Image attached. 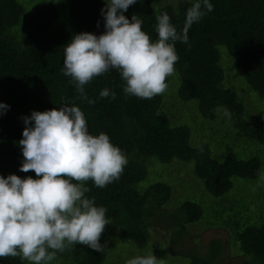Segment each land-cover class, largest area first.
Returning <instances> with one entry per match:
<instances>
[{
	"label": "trees",
	"instance_id": "1",
	"mask_svg": "<svg viewBox=\"0 0 264 264\" xmlns=\"http://www.w3.org/2000/svg\"><path fill=\"white\" fill-rule=\"evenodd\" d=\"M163 2L167 1L137 0L123 14L129 20L133 14L137 15L143 22L142 30L155 41L156 17L166 12L179 32L192 0ZM209 2L213 10L190 27L188 43L175 42L179 56L175 65L180 79L178 87L176 81L175 87L165 92L166 97L157 95L152 99H140L126 96L123 92L125 82L119 72L109 69L84 86L85 95L95 101L90 104L80 96L71 78L62 72L64 47L71 36L64 24H56V5L53 2L39 5L29 18L21 21L23 5L17 0H0V102L8 106L0 110V176L15 174L21 178H35L34 171L20 170L24 158L18 142L25 127L24 118L30 117L32 111H46L67 104L82 110L90 134H107L128 161L117 181L104 188L95 187L91 181L85 185L90 189L85 193L86 197L94 198L96 206L105 207L106 218L111 222L100 240L108 227L115 225L124 240L145 246L151 219L171 197L170 186L163 182L153 183L144 190L135 188L146 175L140 158L155 157L162 163L174 158L192 160L195 175L213 197L222 196L233 186L232 177L255 179L261 166L258 157L244 160L230 151L218 160L210 155L206 144L191 146L190 128L171 126L165 115L168 104L196 99L202 118L213 117L217 108H224L241 129L246 128L243 101L222 85V68L224 66L227 72L228 68L223 63V56L222 67L219 64V45L236 57L238 74L264 101V0ZM105 8V0H68L69 15L76 24L77 33H103L105 21L101 9ZM105 88L115 92L116 98L112 99L111 95L101 97L100 92ZM222 200L214 201L221 204ZM202 212L195 202L180 204L179 217L174 218L179 219L180 235L186 224L201 218ZM222 224L225 228L233 227L234 240L243 255L233 264H264V220L243 228L232 220L230 223L222 221ZM210 247V253L190 255L187 264H218L219 241L211 242ZM56 259L70 264H100L101 252L77 244L71 250L58 253ZM0 264L30 262L7 257L0 258Z\"/></svg>",
	"mask_w": 264,
	"mask_h": 264
},
{
	"label": "clouds",
	"instance_id": "2",
	"mask_svg": "<svg viewBox=\"0 0 264 264\" xmlns=\"http://www.w3.org/2000/svg\"><path fill=\"white\" fill-rule=\"evenodd\" d=\"M136 2L105 0V31L74 34L64 47L62 72L90 104L95 101L85 95L84 86L109 69L119 72L126 96L152 99L164 94L179 60L175 42L188 43L190 27L213 10L209 0H192L179 32L166 12L158 15L153 41L137 15L129 20L123 14ZM110 95L116 98L107 88L100 92L101 97ZM7 107L0 102V110ZM24 124L18 142L24 158L20 170L34 171L35 178L0 176V258L50 264L57 253L77 244L104 251L100 237L111 222L107 209L86 197L90 189L85 185L91 181L104 188L117 181L127 165L126 155L107 134H90L84 113L75 105L32 111ZM126 264L162 262L148 251Z\"/></svg>",
	"mask_w": 264,
	"mask_h": 264
},
{
	"label": "rangeland",
	"instance_id": "3",
	"mask_svg": "<svg viewBox=\"0 0 264 264\" xmlns=\"http://www.w3.org/2000/svg\"><path fill=\"white\" fill-rule=\"evenodd\" d=\"M17 1L24 8L21 21L29 18L37 6L53 2L58 11L56 24H64L71 37L77 34L76 24L69 15L68 0ZM166 1L163 3H174L177 0ZM217 48L220 53V66L223 56V63L228 68V72L224 66L222 68V85L234 91L238 99L243 101L246 109V128L241 129L231 117V113L224 108H217L213 117L202 118L196 99L189 100L188 103L176 101L168 104L167 114L164 113L171 126L185 125L190 128L191 146L206 144L210 155L218 160H222L225 153L230 151L244 160L258 157L261 161L258 176L255 179L232 177L233 186L222 196L213 197L206 192L203 181L195 175L192 160L174 158L170 162L162 163L155 157L140 158L146 168V175L135 188L144 190L153 183L163 182L170 186L171 197L162 209L156 210L155 217L151 219L152 226H148L149 240L143 247L130 240H124L119 229L110 225L106 235L100 240L104 246L100 264H126L128 259L148 251H153L162 264H187L192 254L210 253V244L213 241H219L220 244L218 264H233L243 258V255L234 240L233 227L225 228L222 221L230 223L232 220L243 228L264 220V101L247 87L244 78L238 74L235 68L236 57L229 54L222 45ZM179 80L175 72L167 82V90L173 89L176 81L178 87ZM162 95L166 97L165 93ZM225 112L229 115L226 116ZM214 200L222 201L221 204H216ZM185 201L199 204L203 212L198 221L186 224L180 235L179 219L174 218L179 217V206ZM50 264L70 263L55 259Z\"/></svg>",
	"mask_w": 264,
	"mask_h": 264
}]
</instances>
